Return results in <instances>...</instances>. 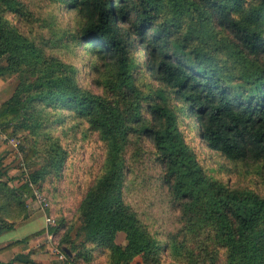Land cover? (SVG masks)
<instances>
[{
  "label": "trees",
  "instance_id": "obj_1",
  "mask_svg": "<svg viewBox=\"0 0 264 264\" xmlns=\"http://www.w3.org/2000/svg\"><path fill=\"white\" fill-rule=\"evenodd\" d=\"M0 76L17 80L0 136L39 164L30 181L45 194L78 157L74 214L48 228L60 264H264V191L200 151L264 172V0H0ZM32 195L0 156V231ZM35 252L55 256L5 264Z\"/></svg>",
  "mask_w": 264,
  "mask_h": 264
},
{
  "label": "rangeland",
  "instance_id": "obj_2",
  "mask_svg": "<svg viewBox=\"0 0 264 264\" xmlns=\"http://www.w3.org/2000/svg\"><path fill=\"white\" fill-rule=\"evenodd\" d=\"M65 19L70 18V13L65 11ZM74 19L71 23H73ZM1 64H4L2 62ZM17 80L14 76L6 77L0 76V103L3 102L6 98L10 96L16 87ZM5 135L0 136V156L2 157V164L6 169L8 177H25L26 175L30 178V173L36 168L39 164L34 166L27 167L23 161V153L19 149V138H14L13 140L17 141V147L12 145V138H5ZM202 152L201 158L203 160L204 166L207 168L208 172L213 176L220 178L224 181L229 182L234 186H239L248 189H255L260 192L264 191V172H259L257 165L247 163H237L233 164L224 160L216 153H212L207 150L206 146L200 148ZM88 156V151L83 152V163H86ZM33 161L39 162V158L33 159ZM72 163V174L69 169L64 171L61 180L55 182L54 184H46L47 189H44L47 204L41 205L35 199V197L29 196L26 198V204L28 212L34 214V219L30 220L26 224L15 228L5 234V238L14 239L20 236H23L27 232L38 229L41 225L44 227L48 225L49 227L55 224V221L59 216L64 215L67 218H70L76 208V183H74L73 177L77 174L78 167L75 164H78V157H74V163ZM24 165V166H23ZM24 167V170H23ZM54 185V186H53ZM36 187V186H35ZM47 195V196H46ZM149 195H146V197ZM156 209H159L156 207ZM158 212L157 210H154ZM47 219L49 221H47ZM123 235L121 233L116 235V242L123 243Z\"/></svg>",
  "mask_w": 264,
  "mask_h": 264
},
{
  "label": "crops",
  "instance_id": "obj_3",
  "mask_svg": "<svg viewBox=\"0 0 264 264\" xmlns=\"http://www.w3.org/2000/svg\"><path fill=\"white\" fill-rule=\"evenodd\" d=\"M34 217H35L34 214L29 213V217L27 219L15 223L11 229H8V230L5 229V230L0 231V249H1L5 246L15 242V241H19V240L23 239L24 237H26V236H28V235H30V234H32V233H34L40 229H44V233H42L40 235H34L33 237L29 238L28 240L22 241L21 243L14 245L11 248L1 250L0 251V264H5L14 255L20 254V253H27L31 249H34L37 246H39L43 243H46V242L50 246H52L53 250L55 247H57L53 242V235L48 230V228H49L48 225H45L44 227H42V225H41L38 229L27 232L23 236H20V237L14 238V239L4 237L7 232L26 224L30 220L34 219ZM121 234L123 235V239H122V241H123L122 245H123L125 243L124 234L123 233H121ZM29 258L35 262L42 263V264H60L59 261L55 258V256L49 252H35V253L31 254L29 256ZM130 264H142L141 258L138 256L135 257L134 260Z\"/></svg>",
  "mask_w": 264,
  "mask_h": 264
},
{
  "label": "built area",
  "instance_id": "obj_4",
  "mask_svg": "<svg viewBox=\"0 0 264 264\" xmlns=\"http://www.w3.org/2000/svg\"><path fill=\"white\" fill-rule=\"evenodd\" d=\"M13 139L14 138H12V140H11L12 145L14 147H17V143L18 142L15 141V140H13ZM23 170H24V167H23ZM24 179H25V181L28 182V185H29V187L32 190V194L35 197V199L38 201V203L41 204V205H46L47 204V200H46V197L43 195V193L37 187H35V185L30 181V178H28L27 175L24 177ZM47 221H49V220L47 219ZM54 253H55V258L57 260H60L61 261V260H65L66 259L65 253L63 251H61L58 247H55L54 248Z\"/></svg>",
  "mask_w": 264,
  "mask_h": 264
},
{
  "label": "water",
  "instance_id": "obj_5",
  "mask_svg": "<svg viewBox=\"0 0 264 264\" xmlns=\"http://www.w3.org/2000/svg\"><path fill=\"white\" fill-rule=\"evenodd\" d=\"M64 251H65L66 253L70 254V252H69L68 250H66L65 248H64Z\"/></svg>",
  "mask_w": 264,
  "mask_h": 264
}]
</instances>
